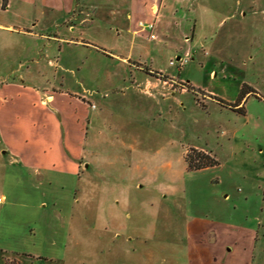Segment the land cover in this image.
<instances>
[{
    "label": "rangeland",
    "instance_id": "374dc122",
    "mask_svg": "<svg viewBox=\"0 0 264 264\" xmlns=\"http://www.w3.org/2000/svg\"><path fill=\"white\" fill-rule=\"evenodd\" d=\"M154 1L0 0V121L31 117L49 146L51 123L73 125L78 152L64 149L84 177L5 155L0 264H111V231L79 188L92 182L123 195L132 232L159 235L145 264H187L186 212L256 234L228 260L264 264V0H166L156 18ZM188 153L216 162L191 168Z\"/></svg>",
    "mask_w": 264,
    "mask_h": 264
},
{
    "label": "crops",
    "instance_id": "0c3cea01",
    "mask_svg": "<svg viewBox=\"0 0 264 264\" xmlns=\"http://www.w3.org/2000/svg\"><path fill=\"white\" fill-rule=\"evenodd\" d=\"M164 6H166V0H156L150 4V13L156 18L161 15ZM142 29L143 28L139 27L136 31H142ZM169 78L171 77L168 76V79ZM166 82L168 85L170 84L169 81ZM49 97L51 98V96H47L48 100L50 99ZM33 101L35 102L36 99ZM44 103L42 99L40 104L43 105ZM35 125L36 124L31 122V117L25 118L19 120L14 125V127L17 128L16 131H14L11 130L10 125H4L0 121V143L5 147L1 153L0 162L3 161V158L7 155L6 157L13 159V161H9L13 164L18 163L40 169H52L56 165H59L61 168L67 167L68 171L77 176L78 181H84V177L81 175L82 172H79L81 170L78 165V161L81 160L82 157H78L77 155L70 157L69 154L67 155L65 152L67 148L73 151L74 148H77V146L74 147V144H80V140H78V137L75 135L73 125L62 127V125L58 124L56 121H54L53 124L51 123L52 128L48 131L49 135H45V139L47 138L46 136H49V138L53 137L52 146H49L47 142L41 139V137H43V131L39 128L37 131H33ZM39 126L42 127L41 124H39ZM39 137V140H42L40 144L42 146L41 152L36 154L29 152L27 143L30 142L31 139L37 140ZM61 142L64 144V147ZM78 149L79 148H77L75 152H78ZM82 166L89 167V164L84 161L82 162ZM79 188L84 192L83 199L85 201L91 200L88 202L91 203L94 208L95 228H99L100 231H111L110 238L115 246L108 251L109 255L114 256L113 260L110 259V261H112L111 264H115V262H113L115 259L118 261L117 264H145L142 257L144 254L146 256L147 253L142 249L148 245L152 246L153 243L150 241L155 239V241L162 242L157 240L159 235L147 236L141 230L132 232L131 228L126 224L125 213H121L118 210V208L126 209V203L121 199L123 195L121 194L118 201L110 199L109 192L113 190L108 184L93 182L86 184L82 183L79 185ZM1 195L4 196L3 194ZM184 220L186 221L184 229L187 238V264H238L237 261L234 260V257L228 260L229 256L234 253L238 257H241L243 255L241 250L246 248L254 249L256 246V234L252 232L248 234L240 224H233L232 222L213 217L208 218L206 215L190 216L187 212L184 216ZM258 223H260V221H258ZM125 230L127 231L124 232V235L119 233V231ZM245 236H249V239L247 240ZM238 242H240V245H238ZM172 244L173 246L175 245L174 243ZM154 245L156 246L155 251L161 254V260L163 262L165 260V249H163V246L159 248V244ZM229 245L233 246L229 249ZM168 252L170 254V250H168ZM118 256H122V259ZM238 262L241 263L240 260ZM169 264L179 263L175 260V262L170 261Z\"/></svg>",
    "mask_w": 264,
    "mask_h": 264
},
{
    "label": "trees",
    "instance_id": "16d2710c",
    "mask_svg": "<svg viewBox=\"0 0 264 264\" xmlns=\"http://www.w3.org/2000/svg\"><path fill=\"white\" fill-rule=\"evenodd\" d=\"M158 73V72H157ZM159 74V73H158ZM159 75H162V74H159ZM251 91V89L249 88H246V87H242L241 89V93H240V97L238 98V100L236 101V103H234L233 105L236 106L238 105L242 98L249 92ZM218 99V98H217ZM219 101L223 102L222 100L218 99ZM186 160L188 161V165L189 167L191 168H201V167H204V166H207V165H211L213 163H215L216 161L211 158L210 156L208 155H200L198 157H196V155L194 156V158L191 156V154H187L186 155Z\"/></svg>",
    "mask_w": 264,
    "mask_h": 264
},
{
    "label": "built area",
    "instance_id": "2783aa9c",
    "mask_svg": "<svg viewBox=\"0 0 264 264\" xmlns=\"http://www.w3.org/2000/svg\"><path fill=\"white\" fill-rule=\"evenodd\" d=\"M138 26L139 27H141V28H145V26H146V28H148L149 30H151L152 29V25L151 24H144L142 21H139L138 22ZM155 36V34L152 32V31H150L149 32V37L150 38H153ZM4 201V196H2V195H0V203L1 202H3Z\"/></svg>",
    "mask_w": 264,
    "mask_h": 264
}]
</instances>
